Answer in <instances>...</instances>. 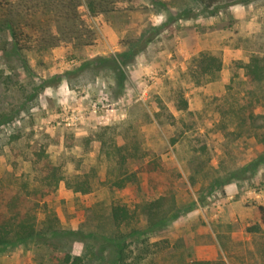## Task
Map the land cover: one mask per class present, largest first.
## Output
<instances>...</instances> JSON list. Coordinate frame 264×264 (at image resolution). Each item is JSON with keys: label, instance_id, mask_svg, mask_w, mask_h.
Returning <instances> with one entry per match:
<instances>
[{"label": "rangeland", "instance_id": "1", "mask_svg": "<svg viewBox=\"0 0 264 264\" xmlns=\"http://www.w3.org/2000/svg\"><path fill=\"white\" fill-rule=\"evenodd\" d=\"M235 1L81 0L79 39L0 51V220L33 226L0 264H108L106 238L118 264H264V0Z\"/></svg>", "mask_w": 264, "mask_h": 264}, {"label": "trees", "instance_id": "2", "mask_svg": "<svg viewBox=\"0 0 264 264\" xmlns=\"http://www.w3.org/2000/svg\"><path fill=\"white\" fill-rule=\"evenodd\" d=\"M119 0H85L86 7L90 15H96L105 12V8H113ZM204 10L213 13L216 9L235 4V0H195ZM81 0H0V51L8 49L11 52H21L32 48H42L53 45L58 41L59 30H63L68 36L64 35L68 41L79 39L82 31L87 33L84 22L79 13ZM103 8V9H102ZM108 10V9H107ZM186 18L191 17L185 15ZM55 28V30H54ZM61 34V33H60ZM54 41V42H53ZM47 44V45H45ZM199 62L203 65L202 70L212 72V57L205 52L199 53ZM249 75H255V69L247 68ZM57 182V180H56ZM117 183L119 187L123 186V181ZM75 189L82 192L88 191L87 180H78L74 183ZM163 203L159 200L151 202L147 208L141 209L145 217L148 229L162 221L167 210L162 208ZM260 213L263 207L258 206ZM110 217L115 225L127 222L133 217V212L126 206L113 204L110 208ZM261 219L263 217L261 216ZM12 229L8 222L0 220V245L8 242L11 236H18L19 233L32 230V225L22 223L17 228ZM115 245L108 264H118L121 261V249L119 244H113L114 240L106 238L105 242ZM119 247V248H118ZM111 251H113L111 249ZM67 255L64 264L69 262ZM80 259L76 258L70 264H79Z\"/></svg>", "mask_w": 264, "mask_h": 264}]
</instances>
